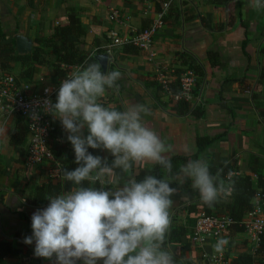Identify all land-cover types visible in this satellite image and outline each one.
<instances>
[{
    "label": "crops",
    "instance_id": "crops-1",
    "mask_svg": "<svg viewBox=\"0 0 264 264\" xmlns=\"http://www.w3.org/2000/svg\"><path fill=\"white\" fill-rule=\"evenodd\" d=\"M171 2L150 52L141 50L138 55H124L123 48L114 51V64L107 66L106 72L120 71L121 78L116 82L118 87L106 90L109 101L105 105L120 106L122 111L131 104L146 105L151 111L143 116V120L167 145H171L170 158L196 155L197 159H207L209 166L233 165L236 176H251L255 184L250 171L252 157L263 163L259 172L264 175V88L255 90L260 77L264 76V8L253 7L250 0H229L223 5L211 4L209 0ZM69 9L80 14L81 25L86 31L79 46L83 51L94 45H104L107 32L113 26L111 17L114 12L129 18L130 24L139 31L147 29L156 14L155 2L150 0L131 3L125 0H0V24L5 33L23 36L33 43L39 36L51 35L52 29L59 25ZM207 52L217 53L223 67L212 68L207 62ZM150 53L153 55L151 61L148 58ZM179 53L189 55L192 63L204 71L202 79L206 89L199 106L201 117L175 115L171 109L176 101L147 85L155 76L156 66L179 67L176 58ZM75 70L70 69V73ZM19 72L20 67L15 65L11 74L17 77ZM21 84L30 91L39 92L46 87H57L60 82L53 79L47 67H38L33 79ZM18 120L16 117L0 118V241L18 242L25 252L34 254L35 244L28 245L23 240L32 235L33 213L46 208L49 203L33 207L24 200L35 187L62 182L63 177L53 180L49 177L51 167L59 168L57 164H26V131L21 144H12ZM57 120L52 116L54 128ZM200 138L209 140V143L197 152ZM89 150L94 155L108 156L109 163L113 159L107 152ZM67 154L70 157L72 152ZM154 166L153 163L136 164L123 179L145 176L148 174L145 169L149 171ZM115 181V175L107 178L105 188L115 186ZM185 181L182 176L174 180L180 184ZM188 181V188L194 193L177 192L172 196L170 228V233L178 225L186 228L189 232L188 249L184 245L172 244L170 235L166 246L178 252L177 264H207L201 250L194 247L190 239L194 226L190 215L194 210L192 206L205 203L192 188L191 180ZM219 202L227 204L229 198L222 196ZM223 238L229 243L222 253L214 251L217 242H210L204 245V254H222L230 264L240 252L241 242L246 241L249 249L252 247L250 237L244 232L234 237L224 234ZM37 258L40 264H53Z\"/></svg>",
    "mask_w": 264,
    "mask_h": 264
},
{
    "label": "clouds",
    "instance_id": "clouds-1",
    "mask_svg": "<svg viewBox=\"0 0 264 264\" xmlns=\"http://www.w3.org/2000/svg\"><path fill=\"white\" fill-rule=\"evenodd\" d=\"M250 2L264 8V0ZM101 68L99 61H85L60 82L55 103L42 101L44 110L59 119L68 133L78 166L62 170L63 178L75 187L47 197L49 204L33 213L32 235L23 242L34 243V255L53 264H177L178 252L166 246L172 196L178 191L172 186L174 180L190 179L202 202L213 207L235 190L233 174L228 173L225 182L223 169L212 174L204 157L188 160L173 173L171 145L143 120L149 107L131 104L120 111L102 103L106 90L118 87L121 72ZM44 92L47 96L50 89ZM30 116L34 121L40 118L35 108ZM89 149L109 153L111 163L108 156L94 155ZM140 163L158 165L168 177L146 174L139 181L123 179ZM113 175L115 186L105 188ZM228 243L227 238L218 239L214 251L222 253Z\"/></svg>",
    "mask_w": 264,
    "mask_h": 264
},
{
    "label": "trees",
    "instance_id": "trees-1",
    "mask_svg": "<svg viewBox=\"0 0 264 264\" xmlns=\"http://www.w3.org/2000/svg\"><path fill=\"white\" fill-rule=\"evenodd\" d=\"M125 1L131 3L132 1L141 0ZM150 1L155 2V12L159 13L162 10V5L166 2H170L171 0ZM209 1L214 5H223L229 0ZM85 34L86 31L80 22V14L73 9H69L66 11V15L62 18L59 25L52 29L51 35L39 36L33 41V47L29 54L19 55L13 38L14 34L5 33L0 24V72L11 74L15 65L19 66L20 72L16 77L17 80L19 82H29L33 79L35 71L38 67H47L53 79L57 82H61L69 75L70 69L84 65L85 61H88L89 63L96 61L94 57H89L94 47L99 49L97 51L98 54L103 53L100 49L101 46L98 45H94L87 51H83L79 48L84 40ZM122 48V53L124 55H138L141 51L130 45L123 46ZM176 58L179 60L182 67L192 70L198 78H203V69L199 65L192 63V59L189 55L179 53L176 55ZM206 58L212 68L218 69L223 67L221 57L217 53L207 52ZM181 71L182 70L177 69L176 73H181ZM147 85L156 88L158 93H166L163 90V87L156 82L155 76L152 77V82L147 83ZM166 87L170 97L174 100V97L180 92L178 80L175 79L172 82H169ZM262 88H264L263 75L260 77L255 90L262 91ZM55 97L53 98V103L56 102ZM252 98L253 100L255 99L254 94ZM115 108L122 111L120 106H115ZM171 111L177 116H185L188 114L195 117L202 116V110L200 107L192 109L189 103L182 100H177ZM15 130L12 144H21L24 139L26 129L21 124L20 120L17 121ZM67 135L68 133L64 131L58 119L55 122V129L48 145V148L53 156V161H50L49 163H51V166H55V164L58 165L62 177V170L64 168L73 170L78 166L75 163L74 150L67 140ZM206 143H209V140H205L203 138L198 139L197 152L202 151ZM69 151L72 152L70 157H68L67 154ZM89 151L91 152V150ZM171 159L173 163V173H175L178 172L181 165L185 164L188 160L197 159V156H175L171 157ZM261 164L263 166V163H261L258 158L252 157L250 162V171L253 177H255V184L253 183L251 176H236L237 170L233 165L225 166L224 164H220L218 166H210L212 174H215L217 169H223L222 179H224L225 182H227L228 173L231 172L233 174L232 179L235 181V190L227 196L229 198V202L227 204L218 202L213 207H209L207 204L192 206L194 210L190 212V215L192 216V220H194V224L202 212L207 215H225L230 218L232 224L224 234L229 237H234L237 234L243 233L245 231L243 221L254 208L255 194L259 193L264 199V175L259 172ZM51 168L55 169L54 167ZM145 170L148 174H153L158 177L168 175V173H166L158 165L151 168V172H149L148 169ZM143 178L144 175L136 177L138 181ZM84 186H88V183L84 182ZM94 186L99 188V184ZM172 186L178 188V193H194V191H191L188 188V180H186L184 184L173 182ZM74 187L75 185L63 178L62 182L56 184L48 183L42 185L41 187H35L30 196L24 201L26 204L33 207L43 206L49 203V200L47 199L48 196L63 194L72 190ZM199 210L200 212H197ZM188 237L189 232H187L186 228L182 225H178L170 233V242L172 244L184 245L185 248L188 249L189 244H186ZM258 239V247L255 252L248 248L246 241L241 242L238 247L240 252L231 260L230 264H264V229ZM0 264H40V262L34 254L28 251L25 252L22 245L18 242L0 241Z\"/></svg>",
    "mask_w": 264,
    "mask_h": 264
},
{
    "label": "built area",
    "instance_id": "built-area-1",
    "mask_svg": "<svg viewBox=\"0 0 264 264\" xmlns=\"http://www.w3.org/2000/svg\"><path fill=\"white\" fill-rule=\"evenodd\" d=\"M170 4L171 1L164 3L162 10L155 14L148 28L140 31L130 24L129 18L114 12L111 17L113 26L107 32L105 43L100 48L103 51L101 54L108 56L107 66L114 64V51L126 45L150 52L154 43V36L162 28L163 18ZM146 14L147 11L144 12V15ZM98 50V48L93 49L89 57L99 55ZM148 58L151 61L153 55L150 53ZM177 69L182 70L181 73H176ZM155 79L168 95L167 84L177 79L180 92L174 97V100L189 103L192 109L202 104L206 83L202 78H198L192 70L181 65L177 68L158 65L155 70ZM59 85L57 87H46L50 89V92L45 96V88L39 92L30 91L12 74L0 72V118L10 119L16 117L24 125L27 133L25 159L27 165H40L43 162L53 161V156L48 148L55 129L52 121L53 115L44 110L42 101L47 98L53 102ZM33 108L40 114L38 121L32 120L30 116ZM49 177L52 180L60 178L59 168L51 169ZM254 199V208L246 216L247 221L243 222L244 233L251 239V250L253 252L258 247V237L264 229V199L259 193L255 194ZM231 224L230 218L225 215H207L204 212L200 213L195 221L190 239L194 247L201 250L203 260L207 264H228L222 254H204L203 247L207 243L217 242L218 239L222 238Z\"/></svg>",
    "mask_w": 264,
    "mask_h": 264
},
{
    "label": "water",
    "instance_id": "water-1",
    "mask_svg": "<svg viewBox=\"0 0 264 264\" xmlns=\"http://www.w3.org/2000/svg\"><path fill=\"white\" fill-rule=\"evenodd\" d=\"M14 41H15V46L17 53L19 55H26L29 54L32 50L33 43L31 40L23 37V36H14ZM94 59L96 61L101 62L102 64V71H107V61H108V56L106 54H99L94 56Z\"/></svg>",
    "mask_w": 264,
    "mask_h": 264
},
{
    "label": "rangeland",
    "instance_id": "rangeland-1",
    "mask_svg": "<svg viewBox=\"0 0 264 264\" xmlns=\"http://www.w3.org/2000/svg\"><path fill=\"white\" fill-rule=\"evenodd\" d=\"M102 100V103L105 105L108 101H109V98L107 97V95L105 94V96L103 98H101ZM106 106V105H105Z\"/></svg>",
    "mask_w": 264,
    "mask_h": 264
}]
</instances>
